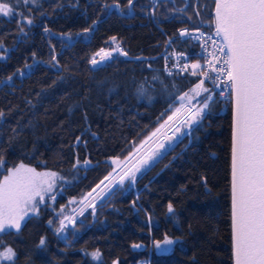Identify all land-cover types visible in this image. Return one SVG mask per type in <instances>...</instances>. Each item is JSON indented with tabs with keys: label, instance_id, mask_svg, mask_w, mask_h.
<instances>
[{
	"label": "trees",
	"instance_id": "16d2710c",
	"mask_svg": "<svg viewBox=\"0 0 264 264\" xmlns=\"http://www.w3.org/2000/svg\"><path fill=\"white\" fill-rule=\"evenodd\" d=\"M117 4L120 12L112 9ZM182 4L136 0L128 16L127 0H37L14 5L23 16L0 15V55L6 57L0 59V180L21 163L62 177L49 195L55 201L45 197L19 232L0 234V250L10 246L16 252L13 261L0 264H233L232 106L220 114L215 96L190 133L134 184L125 181L94 213L88 208L72 226L55 231L60 210L66 215L80 206L113 171L112 161L125 160L200 81L162 69L168 38L194 50L179 32L200 28L199 22L192 7L187 16L177 13ZM202 28L213 29L212 20ZM113 36L128 55L113 53L92 65L100 48L116 47ZM165 236L175 243L161 253L156 242ZM97 249L101 257L93 260L90 253Z\"/></svg>",
	"mask_w": 264,
	"mask_h": 264
},
{
	"label": "snow or ice",
	"instance_id": "6c2138e0",
	"mask_svg": "<svg viewBox=\"0 0 264 264\" xmlns=\"http://www.w3.org/2000/svg\"><path fill=\"white\" fill-rule=\"evenodd\" d=\"M21 2L28 5L36 4L37 0H0V15L23 16L22 13L14 12V5ZM127 3L131 6L133 0H127ZM116 6L119 7L118 4ZM24 19L28 25L32 24L31 19L26 17ZM214 24L215 35L220 37L221 41L219 43L212 41V51L208 53L211 59L205 57L207 68L201 70L199 75L213 81L223 77V83L228 84L231 89L229 99L234 101L231 140V234L235 264H264V0H215ZM21 31H23L22 27ZM45 31L47 32L48 29L45 28ZM88 31V28L84 29V32ZM179 35L183 37L189 33L186 30H180ZM208 40H211V37H208ZM111 41L116 44V47L111 50L100 48L91 58L92 65L111 58L114 52L123 56L128 55L120 47L116 37H111ZM168 43L171 44L172 40L169 39ZM0 47L3 45L0 44ZM204 47L207 48V41ZM175 55L179 57V54ZM97 56L99 60L96 59ZM5 58L0 55V59ZM52 59L55 60V57ZM25 67L32 66L25 65ZM190 67L193 70L192 75H197L196 70L201 69L202 66L196 63ZM188 68L189 65L184 64L181 71ZM209 71L216 75L211 76ZM17 73L24 75L22 70H17ZM171 74L169 71V75ZM156 78L153 77V79ZM8 80L11 81L12 76H9ZM200 89L209 92V89L204 87V80L196 83L190 91L198 93ZM179 99L181 107L167 117L165 124L173 121L181 110L187 117L183 123L191 124L208 107L207 101L212 100V95L209 93L204 97L202 106L197 107L195 111L191 105V100L195 99V96L189 97L188 93H184ZM185 101H188L187 106ZM3 115L4 113L0 111V117ZM163 127L162 124L161 128ZM159 131L160 128L156 129L147 140L141 143L140 148L152 140ZM171 138L165 137L168 140ZM163 147L164 144L160 143L155 149L150 148L136 159L131 167L122 171V174H118V179L110 172L81 198L82 207L79 214L82 215L87 208H91L94 213L96 199L106 191H111L114 184L123 185L126 179L134 184L137 173ZM140 148L136 149L137 153ZM3 163L0 160V165ZM84 163L89 162L86 160ZM112 163L119 165L121 161L117 158ZM60 179L62 177L55 171L37 172L35 168L27 167L23 163L8 170L7 175L0 180V233L5 232L6 229H15L19 232L25 218L30 214L38 213V208L44 204L46 196L55 201V195L49 196V193L53 191L56 182ZM75 202L69 201V203ZM167 210L169 213L173 212L171 203L167 205ZM58 215L63 218L59 220V227L55 229L57 233L65 230L67 227L65 221L75 222L74 217L63 215V208ZM48 223L52 225L51 220ZM173 243H175L174 240L165 236L164 245ZM39 244L45 245V239L41 238ZM160 246V242H156V247L160 248ZM132 247L139 248L141 245L134 243ZM8 251L11 252V249ZM85 254L89 255V253ZM90 255L93 260H98L101 252L97 249ZM113 264H118V261H113Z\"/></svg>",
	"mask_w": 264,
	"mask_h": 264
},
{
	"label": "built area",
	"instance_id": "2783aa9c",
	"mask_svg": "<svg viewBox=\"0 0 264 264\" xmlns=\"http://www.w3.org/2000/svg\"><path fill=\"white\" fill-rule=\"evenodd\" d=\"M201 33H203V36H201ZM190 37L192 43L196 47V52L194 54L186 52L184 50H179L172 45L163 52V69L167 74H169V71H171L172 75L186 73L192 74L193 70L190 66L194 63V60H196L195 62L199 63L202 66L201 69L197 70V73L199 74L201 70L207 68L205 57L211 59V57L208 56V53L212 51V41H216L217 43L221 41V38L215 35V30H198L192 33ZM197 37L200 38L197 39ZM208 37H211V40H208ZM206 41L207 48L204 47ZM175 54H179V57ZM194 56L196 57L195 59L193 58ZM184 64H188L189 68L185 71H181ZM217 67H219V65H217ZM209 74L211 76L216 75L215 73H211L210 71ZM200 77L213 88L214 93L219 95L220 99L223 102L220 112L225 114L228 110V105L231 102V99H229L231 93L230 86L223 83V77H220L218 81L209 80L204 76Z\"/></svg>",
	"mask_w": 264,
	"mask_h": 264
},
{
	"label": "rangeland",
	"instance_id": "374dc122",
	"mask_svg": "<svg viewBox=\"0 0 264 264\" xmlns=\"http://www.w3.org/2000/svg\"><path fill=\"white\" fill-rule=\"evenodd\" d=\"M157 3H155V5H156ZM154 5V6H155ZM152 12H153V10H152ZM204 87L205 88H208L209 89V92H204L203 91V89H200V90H198V93H194V92H191L190 91V93H189V97H192V96H195V99H192L191 100V105L193 106V111H195V109L197 108V107H201L202 106V103H203V98L204 97H206V96H208L209 95V93H211V89L204 83ZM193 89V88H192ZM208 102V101H207ZM185 103V105L187 106V104H188V101H185L184 102ZM181 107V105L179 106V107H177V108H180ZM176 108V109H177ZM175 109V110H176ZM175 110L173 111V112H175ZM173 112H172V114H173ZM205 111H203V112H201V114H200V116L194 121V122H192L191 124H184L183 123V120L184 119H186L187 117H186V115H185V113L183 112V110H181V112L176 116V118L174 119V120H176V123L174 124V126L172 127V130H171V133L173 134V136H174V139H173V141L170 143V144H166L164 141H158V142H156V143H154V144H152V145H149V143H147V144H144L143 145V147L142 148H140V145H138V147L137 148H140V151H139V153H137L136 152V149L127 157L128 159H125V160H123V161H121V163L119 164V165H116L115 166V171H112L111 173H112V175L113 176H115V175H117L118 173H121L122 171H124V170H127V168H129V167H131L132 166V164L133 163H135V161H136V159H139V157L140 156H142L146 151H148L150 148L151 149H155L156 148V145L157 144H160V143H163L164 144V147L163 148H160L159 150H158V154L156 155V156H154L153 157V159L152 160H150L149 161V163L147 164V165H145V166H143L142 168H141V171L140 172H138L137 173V177L139 176V175H141V173H143L147 168H149L151 165H153L154 164V162H156L161 156H163L168 150H170V149H172L174 146H175V144L178 142V141H180L185 135H187V134H189L190 133V130L194 127V124L197 122V121H199V120H201L202 118H203V116L205 115ZM171 114V115H172ZM169 122H172V121H169ZM168 122V123H169ZM167 123V124H168ZM167 124H165V122L163 123V125L165 126V125H167ZM160 129H161V126L159 127ZM178 129V130H177ZM156 131V130H155ZM154 131V132H155ZM151 136V135H150ZM154 138V137H153ZM152 138V139H153ZM147 140V139H146ZM149 142V141H148ZM28 167V166H27ZM32 168V167H31ZM37 171V170H36ZM37 172H39V171H37ZM3 180V179H2ZM125 181H127V179L125 180ZM128 181H130V180H128ZM106 182V181H105ZM120 184H114L113 186H112V189H111V191L114 189V188H116L117 186H119ZM102 186V185H101ZM55 188V187H54ZM54 188H53V190H54ZM98 190V189H97ZM111 191H107L96 203H95V207L111 192ZM53 192V191H52ZM51 192V193H52ZM51 193H49V195L51 194ZM47 197V196H46ZM81 206L82 205H80V206H77V207H72L67 213H66V215L65 216H72V217H74L75 219H76V217H75V213H76V211L79 209V208H81ZM73 210H75V211H73ZM84 213V212H83ZM28 217H26L25 218V220L27 219ZM25 220L22 222V224L25 222ZM65 224L67 225V226H72L73 225V223H69L68 221H65ZM6 230H15V229H6ZM1 234V233H0ZM161 246H160V248H157V250L159 251V252H161V253H166V252H168L169 250H171V248L173 247V245H174V243L172 244V245H164L163 243H161L160 244ZM165 249H167V251H165Z\"/></svg>",
	"mask_w": 264,
	"mask_h": 264
},
{
	"label": "flooded vegetation",
	"instance_id": "af4514ba",
	"mask_svg": "<svg viewBox=\"0 0 264 264\" xmlns=\"http://www.w3.org/2000/svg\"><path fill=\"white\" fill-rule=\"evenodd\" d=\"M183 4L178 7H184L185 9L177 10V13L183 14L185 16L188 15V12H191V7L193 8V11L197 15L196 21L200 23H203L204 21H208V19L211 18L210 13H208L207 6L211 4L212 2L210 0H189L188 2L185 0H182ZM201 10V12L199 11Z\"/></svg>",
	"mask_w": 264,
	"mask_h": 264
},
{
	"label": "bare ground",
	"instance_id": "6f19581e",
	"mask_svg": "<svg viewBox=\"0 0 264 264\" xmlns=\"http://www.w3.org/2000/svg\"><path fill=\"white\" fill-rule=\"evenodd\" d=\"M176 123V120H173L172 122H169L167 125H165L163 128H161L160 129V131L157 133V135L152 139V140H150L148 143H149V145H152V144H154V143H156V142H158V141H164L166 144H170L172 141H173V139H174V136H173V134L171 133V130H172V127L174 126V124ZM167 136H170V137H172L170 140H168V139H165V137H167ZM118 174H122V172L121 173H118ZM118 174L117 175H115L116 177H117V179H118ZM105 183H107V181L105 182ZM101 187H103V185L101 186ZM97 192H99V189L97 190ZM107 192V191H106ZM105 192V193H106ZM104 193V194H105ZM103 194V195H104ZM93 195H95V193L93 194ZM102 195V196H103ZM101 196V197H102ZM101 197H98L97 199H96V201H95V203L101 198ZM90 199V198H89ZM79 210H80V208L76 211V213H75V216H78L79 215Z\"/></svg>",
	"mask_w": 264,
	"mask_h": 264
},
{
	"label": "water",
	"instance_id": "95a60500",
	"mask_svg": "<svg viewBox=\"0 0 264 264\" xmlns=\"http://www.w3.org/2000/svg\"><path fill=\"white\" fill-rule=\"evenodd\" d=\"M136 0H133V3L135 2ZM153 1H167V0H153ZM186 1H189V0H186ZM213 1V9H212V14L215 18V0H211ZM115 7H117L116 5H113L112 6V9H114ZM133 4L130 6L131 10L133 11ZM118 9V12H120V6L117 7ZM133 13L131 14H128V16L132 15ZM186 30V29H185ZM187 31V30H186ZM75 42V40L73 41ZM233 117H234V101H232V129H233ZM232 140V139H231ZM232 251H233V264H235V256H234V249H233V241H232Z\"/></svg>",
	"mask_w": 264,
	"mask_h": 264
},
{
	"label": "clouds",
	"instance_id": "9594fccd",
	"mask_svg": "<svg viewBox=\"0 0 264 264\" xmlns=\"http://www.w3.org/2000/svg\"><path fill=\"white\" fill-rule=\"evenodd\" d=\"M11 249V252L8 250ZM15 250L12 247H6L3 250H0V262L2 261H13L15 258Z\"/></svg>",
	"mask_w": 264,
	"mask_h": 264
}]
</instances>
